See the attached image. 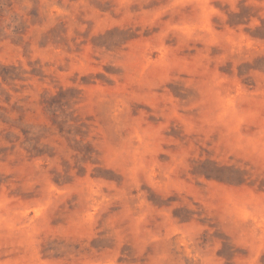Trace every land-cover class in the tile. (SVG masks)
Wrapping results in <instances>:
<instances>
[{
    "label": "rangeland",
    "instance_id": "374dc122",
    "mask_svg": "<svg viewBox=\"0 0 264 264\" xmlns=\"http://www.w3.org/2000/svg\"><path fill=\"white\" fill-rule=\"evenodd\" d=\"M0 264H264V0H0Z\"/></svg>",
    "mask_w": 264,
    "mask_h": 264
}]
</instances>
